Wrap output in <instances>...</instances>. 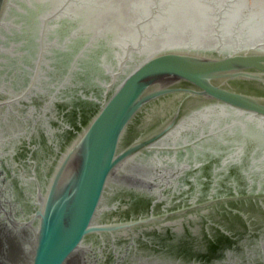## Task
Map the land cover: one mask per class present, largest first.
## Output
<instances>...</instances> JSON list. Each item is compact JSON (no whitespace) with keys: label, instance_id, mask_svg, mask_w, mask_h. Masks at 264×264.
I'll return each mask as SVG.
<instances>
[{"label":"water","instance_id":"1","mask_svg":"<svg viewBox=\"0 0 264 264\" xmlns=\"http://www.w3.org/2000/svg\"><path fill=\"white\" fill-rule=\"evenodd\" d=\"M60 4L0 0V264H264V0Z\"/></svg>","mask_w":264,"mask_h":264},{"label":"flooded vegetation","instance_id":"2","mask_svg":"<svg viewBox=\"0 0 264 264\" xmlns=\"http://www.w3.org/2000/svg\"><path fill=\"white\" fill-rule=\"evenodd\" d=\"M32 1V0H31ZM37 1V0H33ZM103 0H61V4L57 7V9L52 10L51 12H48L46 9L43 10L45 13L43 14V21L48 20V23L46 25V38H45V46L50 48L53 52L62 54V52H65V57L69 55H73L71 60L73 61L76 59L78 53L81 51H84L86 48H91L93 46L94 40L91 36L90 39L87 41H81L84 37L80 34L83 32V28H81L78 25L74 26V23H72V20H70L72 17H77L75 14L76 8L79 7L82 10L88 8L93 9L95 6L99 7L102 5ZM44 25V24H43ZM80 42H86V44ZM124 42L123 38L121 40V44ZM124 44H126L124 42ZM63 52V53H64ZM62 58V57H61ZM22 67L25 70V73H28L29 76H27L26 80L31 79V75L33 74V68H30L27 64H23ZM64 69H61V72L58 70L56 71V75L58 77H61V80L64 78L68 81H73L75 78L73 77L74 68L70 66V61L65 62ZM77 72V71H76ZM30 77V78H29ZM73 91V89L71 90ZM64 94V93H63ZM71 94L73 95V92L66 91L65 96L71 97ZM216 113V112H215ZM221 113V112H220ZM206 116L202 114L200 117L196 118L192 122H189L190 124L187 125L186 129H184V132H188L190 134V130H195V128L199 127L198 124L203 121L206 122L207 119H205ZM220 117L215 118L216 121L219 120ZM222 119V118H221ZM194 124V125H191ZM187 135L184 137V141H190L191 142V135ZM202 134L199 136L201 137ZM183 137V134H178V136H175L176 139H181Z\"/></svg>","mask_w":264,"mask_h":264}]
</instances>
